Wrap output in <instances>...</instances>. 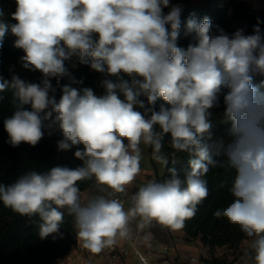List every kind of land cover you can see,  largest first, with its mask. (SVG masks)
<instances>
[{
    "label": "clouds",
    "instance_id": "clouds-1",
    "mask_svg": "<svg viewBox=\"0 0 264 264\" xmlns=\"http://www.w3.org/2000/svg\"><path fill=\"white\" fill-rule=\"evenodd\" d=\"M11 23L0 9V48L8 34L23 69L40 72L39 83L10 69L0 75V102L12 92V115L4 120L8 143L35 146L58 130V149L76 148V168L55 166L27 171L10 184L0 183V201L13 212L39 217L42 239L59 233L65 214L73 218L78 242L93 254L130 238L131 222H153L172 231L185 227L209 196L211 169L234 172L231 200L213 215L238 227L248 238L245 264H264V91L254 78L264 74V32L232 34L190 16L187 48L178 46L180 4L170 0H15ZM170 8L165 14L163 9ZM77 57L92 70L115 77L101 81L103 94L76 88L66 61ZM67 78L69 83L61 85ZM52 79L56 80L53 86ZM264 85V82H262ZM57 87L61 95L56 98ZM154 105L162 99L159 111ZM222 103L230 122L215 136L213 109ZM30 105L31 110L25 109ZM138 109H143L142 113ZM151 112L150 117L147 113ZM160 131H157L156 128ZM171 134L169 155L163 135ZM167 166L178 152L189 156L181 178L150 180L132 195L128 208L119 198L141 173L142 148ZM94 180L97 194L84 195L80 182Z\"/></svg>",
    "mask_w": 264,
    "mask_h": 264
},
{
    "label": "trees",
    "instance_id": "trees-1",
    "mask_svg": "<svg viewBox=\"0 0 264 264\" xmlns=\"http://www.w3.org/2000/svg\"><path fill=\"white\" fill-rule=\"evenodd\" d=\"M190 0H170L172 5L180 4L181 12V28L180 37L177 41L178 46L187 48L192 42L193 34H186V22L190 16L194 17L197 22H202L204 17L210 18L213 31L217 26L222 28L226 33L232 34L238 29H244L246 34H252L254 26L259 21V27L264 32V24L258 15L251 10L246 4L238 1L231 3L224 0H204L201 4L185 8ZM0 9L3 10L4 20L15 23L11 20V14L16 10L15 0H0ZM167 9L163 11L167 14ZM17 38L8 34L4 40L3 47L0 48V75L5 79H11L10 69L18 74L22 79L29 82L39 83L41 73L23 69L19 62V58L25 53L23 49L15 47ZM77 63V70L71 73L77 81L82 83L73 84L78 89L90 87L93 91L100 95L104 89L101 87V81L105 78L115 80V77H107L106 74L96 72L91 69L90 64L80 63L77 57H73L70 61H66V67L70 62ZM53 86H56V80L52 79ZM264 74H259L254 78V83L261 86L264 91ZM61 85L69 83L67 78L61 80ZM2 95L5 96L3 102H0V183L10 184L19 176L27 171L44 172L55 166H66L76 168L82 165V161L75 158L74 147L68 151L58 149V141L62 139V135L58 130H53L49 135L45 132L44 137L37 145L31 146L27 143H21L19 146L13 147L8 143L9 137L4 128V120L12 115L14 108L12 104V92L7 91ZM61 95L60 88L57 87L56 98ZM155 111H159L161 105H165L162 99H157L154 105H147ZM167 106V105H165ZM25 109L31 110L30 105H25ZM223 103L213 109L212 121L214 124L213 131L215 136L222 137L226 135L230 122L219 120L222 112ZM142 113L143 109H138ZM151 112L147 113L150 117ZM157 131H160L158 126ZM171 134L163 135L162 151L169 155L173 150L170 147ZM150 156H151V147ZM152 160V158H151ZM189 156L186 152H178L175 157V163L169 159L165 172L162 176L157 174L156 180L162 182L170 178L168 169L175 168L177 174L182 178L187 170H189ZM207 186L209 196L204 202L198 206L196 215L185 222L183 231L186 233L188 242L200 240L210 249L227 248L238 252L240 245L247 240L238 227L231 225L224 218H216L213 213L218 209L225 207L230 202L231 197L228 194V188L231 186L235 178L234 172H225L223 169H211L207 176ZM93 184V180L80 182L81 191H85ZM39 217L21 216L11 209L6 208L0 201V264H58L59 261L69 255L72 247L76 244V233L73 227V218L65 214L64 223L60 226L59 233L49 235L42 239L39 235ZM234 260L225 258L212 257L202 259L203 264H234Z\"/></svg>",
    "mask_w": 264,
    "mask_h": 264
},
{
    "label": "crops",
    "instance_id": "crops-1",
    "mask_svg": "<svg viewBox=\"0 0 264 264\" xmlns=\"http://www.w3.org/2000/svg\"><path fill=\"white\" fill-rule=\"evenodd\" d=\"M203 1L204 0H199V3L196 5L201 4ZM188 7L189 6L187 5L185 6V8ZM142 157L143 158L141 160V173L137 176L133 184L128 186V188L126 189L129 192L135 193L142 184L147 183L150 180H156L157 174L159 176L161 175L160 173L162 170H159L158 168L155 170L153 168L151 158V161L148 163V156L145 155ZM82 193L84 195L97 194V188L95 186L94 180L92 186L83 191ZM137 221L138 218L131 222V229H134L137 226ZM186 237V233L183 231V229L179 231H172L153 222L151 225L144 226L142 237L139 240V247L143 253L153 257H157L158 255L164 254L173 264H203V258L209 259L212 257H228L229 260H231V258H234L229 255L232 250H229L225 247L216 248L212 250L209 247L205 246L200 240L188 242ZM126 244V240H121L116 245L125 246ZM248 251H250V242L247 239L240 245L238 254L236 255L235 264H245V253ZM134 263V258H131L129 262L123 261L122 258H116L111 262L107 257L106 248L98 254H93L82 247V245L78 242L76 236V244L72 247L69 255L59 261L58 264ZM248 264H252V262L249 261Z\"/></svg>",
    "mask_w": 264,
    "mask_h": 264
},
{
    "label": "built area",
    "instance_id": "built-area-1",
    "mask_svg": "<svg viewBox=\"0 0 264 264\" xmlns=\"http://www.w3.org/2000/svg\"><path fill=\"white\" fill-rule=\"evenodd\" d=\"M231 3L232 1H238L246 4L251 10H253L264 24V0H224ZM134 193L126 190L124 194H118L119 198L125 203V207L128 208L131 203V197ZM139 219L137 226L131 229V236L125 239L127 244L125 246L114 245L111 248H106L107 257L112 262L116 258H122L123 261L129 262L131 258H134V264H173L164 254L153 257L143 253L139 247V240L142 237L144 227H139ZM235 264V263H234Z\"/></svg>",
    "mask_w": 264,
    "mask_h": 264
},
{
    "label": "rangeland",
    "instance_id": "rangeland-1",
    "mask_svg": "<svg viewBox=\"0 0 264 264\" xmlns=\"http://www.w3.org/2000/svg\"><path fill=\"white\" fill-rule=\"evenodd\" d=\"M199 3V0H191L188 4H187V6H189V7H191V6H195L196 4H198ZM170 11V8L169 9H167V13ZM68 69H69V71L71 72V73H73V72H75L76 70H77V63L76 62H74V61H72V62H70L69 64H68ZM257 77V76H256ZM223 111H224V106H223V108H222V112H221V114H220V118H219V120H221V121H224V118H223ZM141 148H142V156H145V155H147L148 156V163L151 161L150 160V158H151V156H149V147H145L144 145H141ZM152 166H153V168L156 170L157 168L159 169V170H162L161 171V175L160 176H162L163 174H164V172H165V169H166V166H163V165H161L160 163H158V162H154V160H152ZM236 254H238V252H236ZM229 255H231V257H234V258H236V255L234 254V251H232V252H230V254ZM234 258H231V260H234ZM227 259H228V257H227Z\"/></svg>",
    "mask_w": 264,
    "mask_h": 264
}]
</instances>
